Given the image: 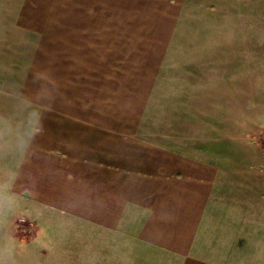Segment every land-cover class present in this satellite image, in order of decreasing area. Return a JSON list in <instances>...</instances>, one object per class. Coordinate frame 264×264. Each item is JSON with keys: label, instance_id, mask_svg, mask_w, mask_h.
Listing matches in <instances>:
<instances>
[{"label": "crops", "instance_id": "crops-1", "mask_svg": "<svg viewBox=\"0 0 264 264\" xmlns=\"http://www.w3.org/2000/svg\"><path fill=\"white\" fill-rule=\"evenodd\" d=\"M164 2L165 42L111 49L119 82L128 69L151 85L144 107H77V92L46 93L0 59V253L17 245L13 263L264 264V0Z\"/></svg>", "mask_w": 264, "mask_h": 264}, {"label": "rangeland", "instance_id": "rangeland-1", "mask_svg": "<svg viewBox=\"0 0 264 264\" xmlns=\"http://www.w3.org/2000/svg\"><path fill=\"white\" fill-rule=\"evenodd\" d=\"M1 3L0 7L5 5ZM7 9L0 12V49L11 52L0 53V59L12 61L3 69L9 76L18 79L26 74L46 93L62 99L77 92V107H84L90 96L94 107H101V98L107 95L111 109L145 106L151 85L128 69L127 82H119L111 49L119 42L132 46L165 42L162 34L174 23L173 6L164 0H8ZM1 159L6 155L0 151ZM18 217L24 219L17 213L13 224ZM22 223L13 226L15 237L30 234L24 231L31 225L25 219ZM12 251L14 259L24 252L17 245ZM12 257L0 253V264H19L10 261Z\"/></svg>", "mask_w": 264, "mask_h": 264}, {"label": "built area", "instance_id": "built-area-1", "mask_svg": "<svg viewBox=\"0 0 264 264\" xmlns=\"http://www.w3.org/2000/svg\"><path fill=\"white\" fill-rule=\"evenodd\" d=\"M22 222H24V219L21 218V217H18L17 220H16V222H15V224H14V226H15V227H18V226H20V225H23ZM26 229H27V231H24V232H28V231L31 232V229H29V227H26Z\"/></svg>", "mask_w": 264, "mask_h": 264}]
</instances>
